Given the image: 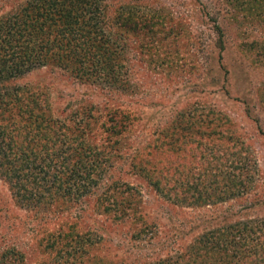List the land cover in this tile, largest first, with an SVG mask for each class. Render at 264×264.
<instances>
[{
	"label": "rangeland",
	"instance_id": "374dc122",
	"mask_svg": "<svg viewBox=\"0 0 264 264\" xmlns=\"http://www.w3.org/2000/svg\"><path fill=\"white\" fill-rule=\"evenodd\" d=\"M23 1L0 0V16ZM103 1L111 16L122 10L157 22L150 31L115 26L110 30L113 43L123 45L126 89L105 91L54 66L34 69L15 83L44 87L59 117L73 120L91 112L88 118L97 129L107 108L130 111L135 119L131 132L121 139L123 144L102 149L113 151L109 157L114 159L98 180L105 183L111 172L141 191L143 213L155 222L148 234L151 244L146 239L140 247L142 260L153 259L144 256L151 251L162 257L181 256L196 236L209 229L238 221L264 225V0ZM217 24L222 37L216 33ZM97 136L99 140L101 134ZM136 145L144 154L153 150V162H166L168 168L160 167L159 173L175 174L178 192L186 190L192 198L168 202L128 168L118 156ZM236 149L241 161L232 154ZM210 156L212 164L207 163ZM227 167L238 175L232 179L229 197L204 200L205 192L215 190L212 181L207 183V173ZM218 181L220 185L225 179ZM101 188L79 201L31 209L16 203L0 178V251L15 247L23 253L19 264H46L44 244L33 237L35 232L42 238L51 230L73 234L89 230L105 239L106 249L99 252L109 260L132 262L139 251L130 240L132 227L101 214L97 200ZM260 239L259 252L264 253V236ZM248 264H264V259Z\"/></svg>",
	"mask_w": 264,
	"mask_h": 264
},
{
	"label": "trees",
	"instance_id": "16d2710c",
	"mask_svg": "<svg viewBox=\"0 0 264 264\" xmlns=\"http://www.w3.org/2000/svg\"><path fill=\"white\" fill-rule=\"evenodd\" d=\"M156 24L153 17L122 10L111 16L103 0H24L0 16V178L7 183L15 202L31 209L79 201L103 187L97 195L101 214L130 225V240L139 250L130 263L113 261L99 252L106 246L105 239L97 234L94 237L89 230L80 234L51 230L42 238L35 232L33 237L44 244L46 264H248L264 259V253L259 252L264 225L238 221L200 233L181 256L162 257L151 251L143 253L153 259L142 260V243L148 239L151 244L148 234L155 222H149L143 213L141 191L134 184L115 179L111 172L103 185L98 180L114 159L109 157L113 151L106 153L102 149L107 144H123L121 139L126 140L131 132L135 119L130 111L107 108L97 129V123L93 128L88 118L91 112L85 117L77 113L73 120L59 117L44 87L15 83L34 69L54 66L102 90H124L129 82L121 61L123 45L113 43L110 30L115 26L134 32L150 31ZM215 27L222 37L221 25ZM182 119L177 118L174 124H180ZM97 133L101 134L99 140ZM167 146L159 148L164 151ZM237 151L232 154L241 161ZM152 154L153 150L144 154L136 145L118 157L166 201L178 204L192 198L186 190L178 192L175 174L159 173L168 165L153 162ZM209 158L207 163H214ZM241 166L235 168L239 170ZM207 175V183L212 181L215 190L202 197L206 201L210 197L213 202L228 198L232 179H238L228 167ZM222 178L225 182L217 185ZM244 185L245 182L241 186ZM22 261L23 253L15 247L0 251V264Z\"/></svg>",
	"mask_w": 264,
	"mask_h": 264
}]
</instances>
